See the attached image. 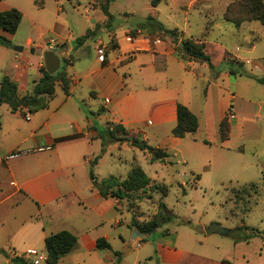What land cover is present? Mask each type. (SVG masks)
Instances as JSON below:
<instances>
[{
	"label": "rangeland",
	"instance_id": "374dc122",
	"mask_svg": "<svg viewBox=\"0 0 264 264\" xmlns=\"http://www.w3.org/2000/svg\"><path fill=\"white\" fill-rule=\"evenodd\" d=\"M239 1L158 0L152 4V0H114L110 17L101 9L104 0H0V11L14 8L22 14L17 31L6 36L8 50L0 48V81L8 73L5 66L11 57L35 58L29 49L22 53L14 50L23 48L28 38L33 44H40L55 39L59 33L61 36L71 34L74 37L70 53L73 67L68 61H62L60 67L68 75L82 71L89 59L96 56L94 41L102 38L106 42L108 31H115L117 38H121L125 34L122 31L137 28L151 31L159 24L166 29L177 28L181 34L184 30V38L203 36L208 44L204 50L212 66H206L205 78L199 81V90L207 98L197 131L176 138L171 134L175 125L157 127L147 123L148 117L143 116L137 127L140 135L128 138L144 139L149 147L159 146L168 153L167 158L151 162L147 150H140L128 141L109 140L103 135V152L100 149L95 153L107 156L89 164L88 172L91 167L98 180L110 176L123 180L135 166L150 178L144 192L133 194L128 202L119 200V210L113 211L121 224L111 222L105 226L110 236L109 264H194V261H198L195 264H264V236L241 241L238 239L245 232L236 231L246 226L264 234V26L257 21H243L236 27L225 21L227 9L232 19H247ZM261 1L264 4V0ZM104 15L107 19L102 21ZM154 32L161 41L157 32H163ZM0 35H3L1 30ZM78 38L82 39L79 45L76 44ZM220 51L226 52L224 59L229 61L218 59ZM149 57L143 56V62H148ZM170 62L168 60V66ZM224 69L233 74L223 82L216 79V75ZM30 70L34 71L32 67ZM182 71L181 66L174 71V78L182 77V81L177 80V88L190 92L194 100V80H187ZM128 82L130 88L136 90L135 103L143 102L144 93L140 90L143 74L135 68ZM75 88L81 108H88L86 100L97 102L88 81L78 83ZM26 93L18 92L20 96ZM63 98L61 86L57 84L54 96H42L41 101L57 104ZM4 107L9 109L7 105ZM4 109H0V121L5 116L12 123L20 124L19 127L27 125L23 116L4 113ZM219 110H225L229 123V139L224 142L218 137ZM106 124L104 119L100 129L104 130ZM8 141L12 143L14 139ZM252 183L257 187V194L249 188ZM161 187L167 190L164 196ZM162 203L165 208L161 207ZM131 218L137 223L155 221L158 228L141 241L138 234L126 226ZM211 224H218L230 233L207 236L205 229ZM169 242L170 246L174 242L173 248L184 253L177 262L165 261L158 251V244Z\"/></svg>",
	"mask_w": 264,
	"mask_h": 264
},
{
	"label": "crops",
	"instance_id": "0c3cea01",
	"mask_svg": "<svg viewBox=\"0 0 264 264\" xmlns=\"http://www.w3.org/2000/svg\"><path fill=\"white\" fill-rule=\"evenodd\" d=\"M111 4L108 6L110 17ZM105 19L106 15L102 21ZM151 29L125 30L122 31L125 34L121 38H117L115 31H108L106 42L102 38L95 40L94 50L98 44L104 47L103 60L96 53L82 71L68 75L64 69L69 78V94L63 93L64 98L59 103H47L45 108L32 114L26 109L11 112L7 104L0 106V109H4V105H7L9 109H4V113L11 112L20 118H24L26 112L30 113L28 120L24 118L27 121L24 127L12 123L5 116L0 121V251L9 256L0 253V262L14 264L10 258L17 256L27 264H46L44 239L62 230L69 231L77 240L71 251L59 258L56 264L111 262L110 236L105 226L111 222L117 226L121 224L116 218L117 213L113 211L119 210L121 201L101 197L92 186L88 172L89 164L99 155L95 152L101 149L98 136L100 123L105 119L106 122L121 124L129 136L139 134L137 127L143 116L148 117L147 123L157 127L175 125L177 103L186 106L198 121L199 115L206 108L207 97L201 94L199 81L201 77L205 78L208 65L194 61L183 64L174 55L175 44L172 39L157 32L162 38L159 44H154V39L158 37L154 31L157 30L156 27ZM136 30L143 32L141 39L133 43L126 42V33ZM181 31L184 34V30ZM195 39H201L206 49L208 44L203 36ZM73 40L71 34L61 36L60 33L55 39L40 44H33L28 38L22 51L18 53L33 49L34 52L29 53L35 55V58L21 56L17 60L11 57L12 62L9 61L5 66L8 73L4 76L17 84L18 92H30L29 89L41 77L40 69L44 67L42 52L57 48L61 54V62L64 58L68 61L67 64L72 65L70 53L73 50ZM0 48L8 50V47L2 45ZM225 53L220 51L218 59L222 58L225 62ZM144 54L150 56L148 62H143ZM168 60L171 61L169 66ZM177 66L184 70L182 72L187 80H194V100L190 92L177 88V80L182 79L174 78ZM31 67L34 69L32 73ZM135 68L143 74L144 79L140 88L144 93L143 102L137 103L134 101L136 90H132L128 82ZM216 77L223 82L228 81V71L221 70ZM206 80L213 85L210 80ZM82 81H88L89 87L93 89L92 97L97 101L86 100L88 108H81L75 96V86ZM171 82L174 86H171ZM98 105L103 107L102 113L94 116L86 114L96 113ZM224 112L225 110L218 111L217 124ZM76 135L78 137L75 139L54 142L56 138ZM10 139L14 141L8 143ZM106 156L102 153L97 161H102ZM100 178L99 180L104 179ZM128 224L129 222L126 226ZM98 239H104L109 248L98 249ZM170 245V242L158 244V251L165 261L177 262L184 253L173 248L174 242ZM32 250L35 254L28 252ZM39 255L43 259H38ZM195 263L198 261H194Z\"/></svg>",
	"mask_w": 264,
	"mask_h": 264
},
{
	"label": "trees",
	"instance_id": "16d2710c",
	"mask_svg": "<svg viewBox=\"0 0 264 264\" xmlns=\"http://www.w3.org/2000/svg\"><path fill=\"white\" fill-rule=\"evenodd\" d=\"M114 0H104V4L101 7L102 11L107 14L108 5ZM158 1V0H157ZM156 0H152V4H156ZM240 7L246 10L247 19L235 20L232 19L229 14V9L226 10L224 19L227 22L232 23L234 26H239L243 21H257L264 26V4L261 0H240ZM22 14L12 8L4 11H0V30L5 35H13L21 22ZM158 31L163 32L169 36L174 42V55L175 57L184 62L188 63L191 61L204 62L211 68L210 57L205 53L204 43L198 39L192 37L184 38L180 31L177 29H166L163 26L155 25ZM5 35H0V45L4 47L9 46V39ZM87 36V34H86ZM82 39H76V43H81ZM65 63L66 59H62ZM229 61V60H226ZM235 61L237 64L242 65V62ZM231 61V62H232ZM41 77L33 84L29 93L22 96L18 94L17 84L12 81L9 77L3 76L0 81V106L7 104L11 112L17 110L26 109L30 113L43 109L47 106L45 101H41L42 96L51 98L54 94L55 85L58 83L65 95L69 94V78L64 70L60 68L56 73L50 75L46 72L45 68L40 69ZM228 74H233L232 71H228ZM232 105L228 107L230 109ZM104 111L103 107H100L96 113L86 112L89 116L100 114ZM198 128L197 117L184 105L176 104V124L171 130L172 136L176 138H182L186 134H193ZM229 123L227 121V113L224 114L222 119L218 123V137L220 142H224L229 139ZM103 135L107 136L109 140L116 141H128L132 146L140 149L147 150L150 154V161H163L168 157V153L161 148L149 147L144 139L136 137L128 138V133L121 124L107 122L104 130H98V136L101 139V152H103ZM76 136L60 137L54 140L55 143L63 142L71 139H75ZM206 143V142H205ZM101 154V153H100ZM95 157L92 162H96ZM89 178L92 186L97 189L101 197L115 198L117 200L126 199L127 202L131 196L138 191H145V188L150 183V178L143 172L139 166L133 167L123 180H119L116 177L110 176L101 180H98L92 172V168L89 170ZM163 190V196L166 194V189L161 187ZM249 188L257 194L258 190L255 184H249ZM162 208H165L163 203ZM128 226L137 230L142 234L144 241L145 236L154 233L158 224L155 221H149L147 223H137L133 218L130 219ZM245 232L242 237L238 240L248 241L251 238L264 234L254 228L241 226L236 231ZM76 236L69 231L62 230L57 233L50 234L44 239V247L46 251V264H56L59 258L66 255L71 251L76 243ZM96 247L98 249L109 248L108 243L104 239H98L96 241ZM6 257H9L4 251H0ZM10 261L14 264H27L21 257H11Z\"/></svg>",
	"mask_w": 264,
	"mask_h": 264
},
{
	"label": "water",
	"instance_id": "95a60500",
	"mask_svg": "<svg viewBox=\"0 0 264 264\" xmlns=\"http://www.w3.org/2000/svg\"><path fill=\"white\" fill-rule=\"evenodd\" d=\"M16 52H21L22 47H15ZM30 52L33 53L34 50L30 49ZM44 68L46 72L50 75L56 73L61 67V54L58 52L57 48L46 50L42 52ZM133 231L138 234L139 237H142V234L137 230ZM230 233V230L220 227L218 224H211L205 229V234L207 236L212 234H219L221 236H227Z\"/></svg>",
	"mask_w": 264,
	"mask_h": 264
},
{
	"label": "built area",
	"instance_id": "2783aa9c",
	"mask_svg": "<svg viewBox=\"0 0 264 264\" xmlns=\"http://www.w3.org/2000/svg\"><path fill=\"white\" fill-rule=\"evenodd\" d=\"M143 36V32L140 31V30H136L134 32H131V33H126L125 35V41L128 42V43H133V42H136L137 40L141 39V37ZM160 37L154 39L153 43L154 44H159L161 41L159 39ZM96 53L99 57L100 60H103L104 58V47L102 44H98L97 47H96ZM30 117V113L29 112H26L25 115H24V118L26 120H28ZM29 253L31 254H35V251H28ZM38 259H43L42 256H38Z\"/></svg>",
	"mask_w": 264,
	"mask_h": 264
}]
</instances>
